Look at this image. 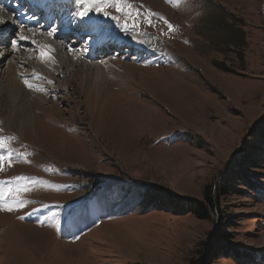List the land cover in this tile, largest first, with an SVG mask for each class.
Wrapping results in <instances>:
<instances>
[{"label": "rangeland", "instance_id": "obj_1", "mask_svg": "<svg viewBox=\"0 0 264 264\" xmlns=\"http://www.w3.org/2000/svg\"><path fill=\"white\" fill-rule=\"evenodd\" d=\"M41 1L52 20H14L0 45V264H264V140L252 136L264 124V0H121L108 17ZM52 28L50 71L37 59ZM102 31L140 47L99 51L97 82L85 59ZM10 60L19 88L32 85L21 121ZM254 146L263 155L244 169L256 190L232 182ZM154 187L207 216L141 206Z\"/></svg>", "mask_w": 264, "mask_h": 264}, {"label": "trees", "instance_id": "obj_2", "mask_svg": "<svg viewBox=\"0 0 264 264\" xmlns=\"http://www.w3.org/2000/svg\"><path fill=\"white\" fill-rule=\"evenodd\" d=\"M223 67V66H222ZM221 68V66H220ZM254 139L264 140V124L261 127H258L252 133ZM260 146H254V155L243 154L240 157L236 170L234 171L233 183H241L252 190H256L258 187L256 182H254L252 177L248 176V172L244 169V165L249 163H254L258 159L259 155H263V152L259 149ZM247 171V172H246ZM98 181H92L90 187L92 191L98 187ZM206 199L210 200L209 193L206 191ZM187 202V201H186ZM184 202L181 198H177L174 194L166 191L160 190L159 188H147L144 189L141 193L139 204L143 207H151L157 210L170 212L173 214H186L194 213L200 217H206L207 213L204 208L203 203L199 201H192L189 203ZM243 257V256H242Z\"/></svg>", "mask_w": 264, "mask_h": 264}, {"label": "bare ground", "instance_id": "obj_3", "mask_svg": "<svg viewBox=\"0 0 264 264\" xmlns=\"http://www.w3.org/2000/svg\"><path fill=\"white\" fill-rule=\"evenodd\" d=\"M2 12V11H1ZM5 13V12H4ZM30 19H27V25L30 24ZM24 23V22H23ZM11 26V25H9ZM2 30V28H1ZM0 30V31H1ZM116 37H120L118 35H115ZM51 37H53V35H51L50 37H45L46 39H49L48 43L45 45V48H38V50H44L48 53L47 56H44L42 58H44V60H42L41 58L37 59V62H40L42 65L45 66L46 70H52L50 69L51 67L53 68V66H51L53 63V65L55 64H58V62L56 61V57L54 56V53L56 52V49H57V43L54 42V40H51ZM122 37V36H121ZM54 38V37H53ZM52 38V39H53ZM123 38H126V37H123ZM28 40V39H27ZM27 40H23V45L27 46L29 43V41ZM30 40V39H29ZM82 40V39H81ZM87 40V39H86ZM135 42V41H133ZM153 42V41H152ZM151 42V43H152ZM136 43V42H135ZM135 48H139L140 45L139 43L137 42L135 45H134ZM128 47H124L122 50H125L127 49ZM128 50V49H127ZM17 51V50H16ZM85 53V52H84ZM8 54V53H7ZM7 54L2 57V59L0 60L1 61H4L7 57ZM59 54V53H57ZM86 54V53H85ZM41 55V54H40ZM56 55V54H55ZM72 57H77L78 54L76 53H71ZM86 56V55H85ZM95 57H98L96 53H89L88 56H86V59H85V62H88L89 61V67L90 68H93L94 69V73L96 75V77L94 78L95 81H99V79L102 78V64L103 62H101V60L99 62H97L96 64L95 63H92L90 62L91 59L94 58V60L96 59ZM68 58V57H66ZM65 58V59H66ZM85 58V57H84ZM88 58V59H87ZM100 58V57H99ZM98 59V58H97ZM52 63V64H51ZM17 64V63H16ZM7 67L5 69V77L7 78L8 80V86L11 88V89H8L7 88V91L10 93V94H15L17 95V101H16V109H20L23 107L24 109V105L27 104V98L31 95L32 93V90L28 88V86L26 85L25 87H21L19 88V86H24L22 83H20V81L17 79V81L15 80V76H16V66H15V63L14 62H11V60L6 63ZM42 70V69H41ZM55 70V69H53ZM37 77V75H35ZM25 77V76H24ZM39 77V76H38ZM66 81H68V79H66ZM23 83H25L24 81H22ZM30 84V83H29ZM6 88V87H4ZM30 105V104H29ZM31 117V111H30V107L28 106L27 109H24V111L21 113V116L18 118V121H21V120H24L25 118H30ZM24 122V121H23ZM109 187V186H108ZM29 235V238L32 239L33 237H36V234L35 233H28ZM35 239V238H34ZM36 246L38 245V243H36ZM39 246V245H38Z\"/></svg>", "mask_w": 264, "mask_h": 264}, {"label": "snow or ice", "instance_id": "obj_4", "mask_svg": "<svg viewBox=\"0 0 264 264\" xmlns=\"http://www.w3.org/2000/svg\"><path fill=\"white\" fill-rule=\"evenodd\" d=\"M76 3H78V4L83 6V10L80 11V13H79V15L81 17L88 16L89 12L92 11L93 7L95 8L96 13H102L103 16L108 17L110 15V13L108 11H106V8L109 6V4H114V6L116 7V10L118 12L122 11L121 0H76ZM149 15H158V14L149 13ZM111 18L112 19H118V17H115V16H113ZM160 19L164 20L163 17H160ZM3 22H4L3 20H0V23H3ZM148 22L151 23V20H149ZM164 23L168 24L167 20H164ZM168 27H169V29H172L173 26L171 24H168ZM55 32H56V29L52 28L49 31L48 35L51 36ZM18 38H19V40H27L28 39L27 36L19 35V34H18ZM32 43H35V41H32ZM12 46H13L14 49L17 47V41L16 40L12 41ZM47 55H48V53L46 51L41 50V56L42 57L47 56ZM25 84L28 87H32V85H30L27 80H25ZM4 139L5 138L0 137V147L3 146V140ZM7 139H11V138H7ZM3 159H4V157L0 156V161H2ZM17 179H23V178L22 177H18ZM25 190H27V189H25ZM9 191H10V189H9ZM2 195L3 194L0 193V196H2ZM16 206L17 207H23V201H17ZM7 210L8 211H12L13 209H12V207H8Z\"/></svg>", "mask_w": 264, "mask_h": 264}]
</instances>
